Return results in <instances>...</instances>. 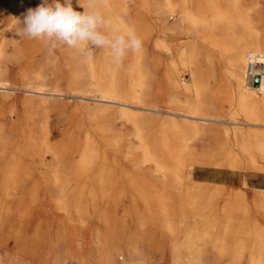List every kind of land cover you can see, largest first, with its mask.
<instances>
[{
    "label": "bare ground",
    "instance_id": "6f19581e",
    "mask_svg": "<svg viewBox=\"0 0 264 264\" xmlns=\"http://www.w3.org/2000/svg\"><path fill=\"white\" fill-rule=\"evenodd\" d=\"M0 1L1 62L9 30L19 27L18 20L22 24L29 0ZM72 7L84 11L77 0ZM98 7L122 29L134 28L142 48L116 65L104 49L85 61L60 47L69 65L88 73V81H78L85 87L73 89V96L85 106L93 103L94 116L103 118L86 132L73 161L65 159L66 143H50L45 120L29 121L19 151H3L9 130L0 118V264H88L80 232L92 222L99 223L93 249L105 262L118 263L125 255L118 247L125 223L118 211L126 189L134 191L135 206L144 205L130 214L138 225L182 237L173 251L177 264L204 261L206 244L215 254L213 264L225 257L233 264L245 258L246 264H264V226L254 219L264 221V189L192 174L197 166L264 173V0H99ZM148 16L154 18L151 27L142 23ZM28 79L27 95H66L48 92L41 69ZM0 90H11L1 74ZM27 108L32 112L30 103ZM111 114L130 126L136 145L122 147L127 139L113 130ZM109 152L125 160L138 157L137 170L147 168L144 173L154 178L128 175L117 186L122 175ZM35 157L46 169L39 182L26 172V160ZM42 191L51 197L46 213L53 225L33 227ZM192 220L208 226L187 227ZM133 253L129 249L128 257Z\"/></svg>",
    "mask_w": 264,
    "mask_h": 264
},
{
    "label": "rangeland",
    "instance_id": "374dc122",
    "mask_svg": "<svg viewBox=\"0 0 264 264\" xmlns=\"http://www.w3.org/2000/svg\"><path fill=\"white\" fill-rule=\"evenodd\" d=\"M49 2H51V0H49ZM41 3L42 0H29V2L25 4L24 11L26 12L29 8H36ZM3 6V1H0V13L3 9ZM146 22L151 27L154 25V18L152 16H148L147 19L142 23L147 24ZM7 24H10L9 20ZM10 29L11 30H9L10 32L8 33V37L5 39V48L8 51L7 57L2 59L0 62L1 78L3 82L9 84V87L11 88V90L6 91L0 90V118H5L4 122L7 129L9 130V133L7 135L8 144L6 147H3V151H9L10 153L19 151L22 146L21 141L23 140L25 135V133L23 134V131L27 130L28 124L30 123L29 121L31 120L37 122L40 120H45L48 126L47 135L50 143L58 146H65L66 143L67 152L65 154V159L67 160V162L73 161L77 157L79 144L81 143L86 132L90 130L91 132H94V129L100 123L101 119H103L101 116H94L95 114H93V112L95 111V107L93 103H91L92 105L90 107L85 106V103L79 101L76 97L73 96V89L81 90L85 87V83H80L78 81H88L87 70L84 66L69 65L64 54L65 50L61 48H58L55 51V57L57 59L53 64L52 58L47 55L44 43L18 36V28L16 26H13ZM93 52L94 56H97L100 53V50L94 49ZM44 57H47V60L43 61L42 65H34L39 59ZM38 69H41V73L45 77V84L47 85L48 92L53 89H59L66 95H27L25 88L27 87L28 81L30 80L28 79V77H31L32 72ZM28 103H30L32 112L27 108ZM117 118L118 117L116 115H112L111 123L113 130L117 131L120 135L126 136L127 140L123 143L122 147L136 145L135 139L131 137L132 135L130 126L126 125L124 121H121L119 120V118ZM32 133L33 135L38 136L40 133L39 127H34ZM109 159L111 161L117 162L118 170L120 172L119 174L122 175H120L122 178H120L119 183L117 182V186L119 184L124 185L126 183L125 178H127L128 175L136 176L137 174L138 176L136 177H143V179L147 178L148 181H151V178H154L152 175L148 176L149 174H145L147 172L144 173V171H149V169L147 168L137 170L134 164L138 160V157H131L125 160L119 153L109 152ZM38 162V157H35L33 159L28 158L25 164L27 166V175H30L29 178L31 180L39 182L42 181L44 170L46 171V169H44V167H41ZM46 163H52V156L46 155ZM135 171L138 173H136ZM233 173H240L243 176L245 174L248 175L250 173L258 172H250L247 170L233 171L230 169H218L214 167L199 166L195 167L192 172L193 177L197 180L208 177L213 181L223 180L225 178L233 179V177L231 176ZM156 180L158 179H155L154 183L159 184L160 182ZM259 185H262L264 187V179ZM115 192L119 193L120 188L116 187ZM124 194H126V196L124 195L126 198L122 197L118 211V218L123 217V222H125L123 223V240L121 244L118 245V247H120L122 252L125 254L119 259L121 263L120 261H118L117 263L115 260L105 262L102 257L99 258L96 251L93 249L92 237L94 231L98 229V222H92L82 232H80V235H82L81 240L87 248L86 252L84 253V257L87 263L177 264L173 251L176 245H178L180 241H182V237L180 235L177 237H171L170 234L164 232L159 226H154L150 223H145L142 227L138 225V223L134 220V218H132V216H130V214L136 207L139 210L143 211L144 205L142 203H139L136 206L134 205L132 198L135 193L132 189H126ZM41 195L42 203L40 205L38 204V206L36 207L34 221L32 222L33 227L38 226L39 224H43L44 227L53 225V222L49 217L50 214L46 213V211L49 212V202H51V197L45 191H42ZM222 204L223 201H219V203L216 205V210H220ZM254 219L259 220L260 224L264 226V221L260 217L256 216L254 217ZM190 226H197L199 228H202V226H208V223H203L202 220L195 222L194 220H192L190 221V224L188 223L187 225V227ZM129 249L134 250V255H132L131 257H128L127 254ZM204 249V261H202L201 263L195 261L191 262L190 264H204V262L205 264L214 263L215 254L213 253L211 246L206 244L204 246ZM219 262L220 264H233L228 257L221 259ZM246 263L247 260L245 258L241 262H237L235 264ZM73 264L76 263L74 262Z\"/></svg>",
    "mask_w": 264,
    "mask_h": 264
},
{
    "label": "clouds",
    "instance_id": "9594fccd",
    "mask_svg": "<svg viewBox=\"0 0 264 264\" xmlns=\"http://www.w3.org/2000/svg\"><path fill=\"white\" fill-rule=\"evenodd\" d=\"M84 11L72 7V0H42L36 8L27 9L23 22L18 20L17 35L44 42L47 55L56 62L55 51L67 46L85 61L94 58V49H104L113 64L120 65L126 56L138 53L142 39L132 27L122 29L99 10V0H88Z\"/></svg>",
    "mask_w": 264,
    "mask_h": 264
},
{
    "label": "crops",
    "instance_id": "0c3cea01",
    "mask_svg": "<svg viewBox=\"0 0 264 264\" xmlns=\"http://www.w3.org/2000/svg\"><path fill=\"white\" fill-rule=\"evenodd\" d=\"M231 176L233 177V179L225 178L223 180L213 181L211 178L206 177V178H201L198 180H207V181H211V182H215V183H223L226 185L234 186L236 188H243L244 183L246 182L247 185L251 188L264 189V187L262 185L261 186L259 185L262 182V180L264 179V173H250L248 175L245 174L243 176L240 173H233Z\"/></svg>",
    "mask_w": 264,
    "mask_h": 264
}]
</instances>
